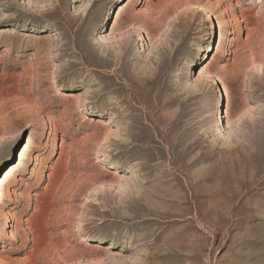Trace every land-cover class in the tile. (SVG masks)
Returning a JSON list of instances; mask_svg holds the SVG:
<instances>
[{"label":"rangeland","instance_id":"obj_1","mask_svg":"<svg viewBox=\"0 0 264 264\" xmlns=\"http://www.w3.org/2000/svg\"><path fill=\"white\" fill-rule=\"evenodd\" d=\"M0 264H264V0H0Z\"/></svg>","mask_w":264,"mask_h":264},{"label":"bare ground","instance_id":"obj_2","mask_svg":"<svg viewBox=\"0 0 264 264\" xmlns=\"http://www.w3.org/2000/svg\"><path fill=\"white\" fill-rule=\"evenodd\" d=\"M166 176V175H165ZM165 178V177H164ZM167 180H169V179H167ZM171 180V179H170ZM164 182L166 181V180H163ZM172 181H174V179H172ZM164 184V183H163ZM167 184V183H166ZM167 186V185H166ZM163 193V192H162ZM161 195V194H160ZM13 219V218H12Z\"/></svg>","mask_w":264,"mask_h":264}]
</instances>
